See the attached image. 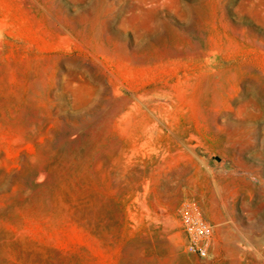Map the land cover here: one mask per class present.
I'll return each instance as SVG.
<instances>
[{"label": "rangeland", "instance_id": "374dc122", "mask_svg": "<svg viewBox=\"0 0 264 264\" xmlns=\"http://www.w3.org/2000/svg\"><path fill=\"white\" fill-rule=\"evenodd\" d=\"M0 264H264V0H0Z\"/></svg>", "mask_w": 264, "mask_h": 264}, {"label": "built area", "instance_id": "2783aa9c", "mask_svg": "<svg viewBox=\"0 0 264 264\" xmlns=\"http://www.w3.org/2000/svg\"><path fill=\"white\" fill-rule=\"evenodd\" d=\"M180 225L185 236V248L201 258L209 254L213 225L203 218L191 203L180 208Z\"/></svg>", "mask_w": 264, "mask_h": 264}, {"label": "bare ground", "instance_id": "6f19581e", "mask_svg": "<svg viewBox=\"0 0 264 264\" xmlns=\"http://www.w3.org/2000/svg\"><path fill=\"white\" fill-rule=\"evenodd\" d=\"M143 96V95H142ZM228 218V217H227ZM230 220V219H229ZM228 225V224H227ZM227 229V228H226ZM230 229V228H229ZM224 230V229H223ZM228 233V232H227ZM230 233V232H229ZM240 234V233H239ZM232 236H234V235H232ZM236 236V235H235ZM234 239V238H233Z\"/></svg>", "mask_w": 264, "mask_h": 264}]
</instances>
